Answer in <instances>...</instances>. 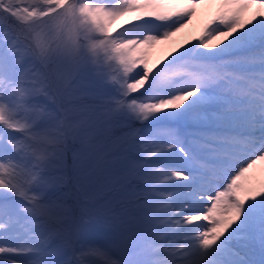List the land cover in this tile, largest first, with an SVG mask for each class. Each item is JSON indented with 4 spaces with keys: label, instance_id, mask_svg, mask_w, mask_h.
<instances>
[{
    "label": "snow or ice",
    "instance_id": "snow-or-ice-1",
    "mask_svg": "<svg viewBox=\"0 0 264 264\" xmlns=\"http://www.w3.org/2000/svg\"><path fill=\"white\" fill-rule=\"evenodd\" d=\"M0 264H264V0H0Z\"/></svg>",
    "mask_w": 264,
    "mask_h": 264
}]
</instances>
